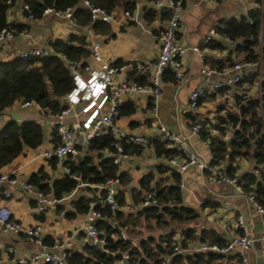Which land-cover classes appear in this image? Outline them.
Here are the masks:
<instances>
[{"label":"trees","instance_id":"obj_1","mask_svg":"<svg viewBox=\"0 0 264 264\" xmlns=\"http://www.w3.org/2000/svg\"><path fill=\"white\" fill-rule=\"evenodd\" d=\"M80 0H0V30L6 26L12 27L16 32L26 28L22 22H9V13L19 10L25 18L38 20L43 16L46 8L54 11H63L72 8V16L79 26H90L98 33H110L111 26L107 22H91L89 11L79 5ZM261 1V0H257ZM95 6L106 9L112 13L117 7L123 10L134 9L132 0H89ZM26 4L28 10H23ZM156 11L143 9L145 22H152ZM166 18L168 11L161 12ZM216 34L224 36L235 42L232 52L225 59H212L209 67L222 70L232 67L237 62H254L257 67L264 63V1L262 7L249 9L239 18L219 19L214 25ZM86 36L71 34L67 40L55 39L49 42L53 53L43 57L14 56L0 60V110L11 108L15 103L33 100L46 115L58 113L64 106L63 98L73 89V79L69 70V63L81 60L86 63L89 51L86 48ZM214 39L201 48L216 49L221 47ZM116 61L115 64H119ZM256 72L244 75L238 83L253 82ZM136 81L147 83L146 75H136ZM163 79L173 80L170 73ZM260 95L251 96L245 93L233 94L234 106L221 104L217 107L213 119H199L203 122L217 123L220 135L212 137L209 149L211 160L209 168L203 170L204 175L210 176L212 169L219 168L227 176H238L237 183L245 194H253L255 200L264 205V77L259 82ZM229 87L222 86L207 92L199 100V105L207 98L218 95L224 96ZM152 107L149 102L148 108ZM119 114L124 116L135 111L131 101L119 105ZM232 108V109H231ZM234 108V109H233ZM191 125L197 121L196 117L188 111L186 114ZM225 124V126H220ZM231 129L230 137L224 139L226 127ZM52 143L57 142L56 131L52 130ZM202 138L207 137L201 132ZM45 140L43 127L34 120L17 122L9 121L0 128V169L10 163L25 147L37 148ZM114 139L112 134L105 133L93 138L83 150V155L69 158L70 174H62L52 180L42 169L32 173L27 182L37 188L44 196L50 195L59 200L70 194L81 183L100 184L108 177H118L120 183L128 182V175L119 171L112 161ZM124 151L128 154H139L142 148L121 140ZM156 154L171 158L182 154L174 147H167V141L158 137L152 139ZM82 150V149H81ZM97 154L98 161L94 155ZM109 153L104 157V153ZM111 153V154H110ZM249 160L252 169L239 172V161ZM56 166L55 159H49ZM180 172L170 171L171 183H157L151 187L152 174H146L139 179L138 188L131 190L132 203L129 209L126 206L124 191L117 190V208L112 211L103 202L104 192L95 187L88 186L90 196L81 195L73 200V211L65 216L73 217L86 214L90 203L94 202V209L102 213L103 217L96 222L100 231L101 243L84 242L81 248L66 250L67 264H221L224 256L218 252L189 250L185 255L175 254L173 247L176 244V232L167 230L170 224H185L179 228L181 244L190 248L193 242L198 244H216L224 246L227 239L217 233L212 227L196 228L189 224L199 218V212L191 206L182 204L180 189ZM143 192V193H142ZM147 194H152L155 202L142 205ZM214 200H206L202 207H217ZM154 229H163L156 234H150ZM125 234L126 238L121 235ZM80 238H85V231L79 232ZM191 249V248H190ZM124 255L128 256L124 260ZM237 254H230L223 264H238Z\"/></svg>","mask_w":264,"mask_h":264},{"label":"crops","instance_id":"obj_2","mask_svg":"<svg viewBox=\"0 0 264 264\" xmlns=\"http://www.w3.org/2000/svg\"><path fill=\"white\" fill-rule=\"evenodd\" d=\"M132 1L134 6L136 4L138 8L142 25L131 19L121 17L124 10L121 7H117L112 11L116 19L109 22L111 26L110 33L103 34L94 32L90 26L71 25L64 18L53 13L45 14L40 19L33 20L23 17L19 10H12L9 13L8 21L25 23L26 28L18 31L12 39L0 45V60L21 56V52L36 45L49 46V42L55 39L67 40L71 34H82L87 38L89 30H92L94 37L100 42L103 58L111 63L120 61L119 64L126 65L125 70L116 78H129L136 81L134 77L138 73L133 69L132 63L154 61L156 59L160 46L159 34L167 17L163 18L161 16V12L166 9L162 11L156 10L154 0ZM263 1L183 0V16L180 23L178 41L187 48L183 56L187 80L185 83L179 84L174 79H163L161 93L153 101L145 94L124 97L120 104L131 101L135 105V111L132 114L118 117L116 125L121 130L133 134L156 135L158 126H163L173 133L184 134L188 137L192 148L202 158L205 150L202 145L205 138H202L200 134L190 133L191 125L185 115L189 111L188 95L192 89L207 85L206 77L201 73V68L209 67L211 58L225 59L232 52L235 42L215 34L212 39L222 46L216 49L202 48L204 55L201 58L191 50V46H201L202 38L208 33L210 28L214 27L219 19L239 18L251 8L262 7ZM79 5L83 6L82 0L79 1ZM145 8H151L156 11V17L152 22L144 21L143 9ZM260 65L264 67V63ZM256 69L257 67L252 70L253 73L256 72ZM225 78L226 74L220 76L212 75L209 80L214 81ZM235 93L250 95L245 84L238 85L235 88H230L224 96L218 95L216 98H207L198 105L200 108L206 105L205 109L201 110L197 107L198 109L196 108L190 112L197 120L203 118L213 119L217 109L213 108L212 103L216 104L215 107H218L216 103L218 98L230 100L231 98L233 99V94ZM257 95H260V88ZM149 102L152 104V109L151 107L148 108ZM233 106L234 103L232 104ZM75 110L78 111L79 107L76 106ZM13 115H17L18 118L14 119ZM49 119L50 115L44 114L39 106L21 108L18 102L11 108L0 112V128L12 120L17 122L34 120L42 125L45 134V140L39 147L34 149L25 147L10 163L0 169V172L12 174L18 182L13 187L12 196L8 199H0V205L8 207L13 217L24 227H31L36 224L42 226L41 234L45 245L44 250L58 251L61 249V245L66 246L67 244H69V248L79 249L86 239V237H79V232L84 231L85 214L69 217L65 216V213L73 211L71 203L73 200L78 199L83 194L91 195V192L87 189L88 186L81 183L70 194L59 200L53 199L50 195H43L45 202L48 204L45 211L39 214L34 211L39 200L37 194L39 191L32 185V190H26L23 187V183H28L29 176L41 169L52 180L62 175V169L57 165H52V162L41 154L43 150L50 148L53 144L51 141L53 129L49 124ZM66 122L69 125H74V118L67 116ZM230 132L231 129L227 126L223 138L228 139ZM166 145L171 147L168 142ZM85 148H82L77 156L83 155ZM92 154L95 161H98L97 154L95 152ZM106 154L108 156L109 153L105 152L104 157ZM118 169L125 172L129 177L128 182L120 183L119 186L125 194L126 206L123 209L127 211L132 203L131 190L138 188L139 179L142 176L146 174L153 175L151 187L159 182L171 183L170 171L174 168L170 166L168 158L157 155L153 146H150L142 149L139 154H129L128 158ZM251 169L252 164L249 160L242 159L239 161L240 174ZM180 174V184L183 185L181 188L182 204L191 206L199 212V218L189 224L196 228L212 227L226 239L234 234L232 223L237 214L244 215L252 225L253 230L258 224H263L264 226V214L256 213L253 204L245 195L237 192L235 185L227 182H217L212 175H204L203 170L194 165H189ZM206 200L217 201L219 205L214 208L202 207L201 204ZM176 231L178 230L176 229ZM197 245L200 246L197 242H193L190 246L191 250L197 248ZM8 248H12L14 252L9 254ZM41 250V247L29 241L24 232L0 233V264H15L11 259L12 257H27ZM225 260L226 258L222 260L221 264ZM249 261L250 264H264V257L258 254V250L253 245L249 251ZM33 264L44 263L38 261Z\"/></svg>","mask_w":264,"mask_h":264},{"label":"built area","instance_id":"obj_3","mask_svg":"<svg viewBox=\"0 0 264 264\" xmlns=\"http://www.w3.org/2000/svg\"><path fill=\"white\" fill-rule=\"evenodd\" d=\"M12 0H7L11 3ZM204 1V0H199ZM232 2H240L241 0H227ZM83 7L89 13L91 22L102 21L111 22L116 19L112 13L106 9L95 6L89 0H82ZM156 10L162 11L166 9L168 16L165 20L164 26L160 31L159 52L154 61H137L132 63L133 69L141 75H146L147 83H141L129 78L117 79L116 77L122 73L126 65L115 64L105 60L101 53L100 42L94 37L92 30H89L86 39V48L89 51V56L84 63L81 60L70 62L68 67L73 79V89L67 94L63 100L65 106L56 114H50L49 124L56 131L57 142L52 144L48 149L41 152L46 159H55L56 165L62 169V174H70L68 160L71 157L77 156L82 148L88 146L90 141L105 133H111L114 139L112 161L118 167L121 166L128 158L129 154L124 151L121 140L126 139L142 149L148 148L152 145V139L158 137L167 141L171 147L178 150L181 156H173L168 158L170 166L179 172H183L189 165H194L204 170L209 168V164L201 158L189 143V139L184 134L173 133L163 126L157 127L156 135L153 134H133L121 130L116 125V119L119 114V105L124 97L133 96L135 94H145L153 101L161 93V85L165 74L170 73L174 80L179 84L185 83L187 76L184 70L183 56L187 50L178 41V33L180 23L183 16V0H154ZM23 10H28L26 4L22 5ZM53 13L59 17L64 18L69 24L77 25L72 16V8H67L63 11H54L52 8H46L43 15ZM121 17L131 19L139 25H142V20L139 15L138 8L135 4L134 9L124 10ZM31 18V16H29ZM17 34L12 27H4L0 30V45L8 42ZM216 32L214 28H210L208 33L202 38L201 44H206L212 40ZM191 50L198 56L203 57L204 53L200 45L191 46ZM53 51L49 46L36 45L26 51L21 52V57H43L52 54ZM257 67L254 62H237L232 67L217 70L211 67H202L201 73L205 75L207 85L205 87H197L192 89L188 95V108L193 111L199 105V100L204 97L207 92L218 89L222 86L235 88L243 79L244 75L253 73V69ZM230 72L232 73L230 75ZM226 78L222 80L210 81L212 75H225ZM38 106L33 100L20 102L21 108ZM79 106L76 111L75 107ZM152 109V107H151ZM1 112V110H0ZM74 118V125H69L66 122V117ZM225 126V124H220ZM206 132L207 137L203 140L206 146L211 145L212 137L220 135V130L216 124L210 122H203L200 120L191 124L190 133L200 134ZM212 177L217 182H227L235 185L239 194L245 195L253 204L256 213L264 214V205L259 204L253 194H245L242 187L237 183L239 177L227 176L219 168L212 169ZM17 179L9 173L0 172V199H8L12 196L13 187L17 184ZM86 186L95 187L104 192L103 202L106 203L112 211L117 208V190L120 186L118 177H108L100 184L82 183ZM180 184V189L182 188ZM26 190H32L31 184L23 183ZM39 200L34 208L36 214L45 211L46 205L43 194L38 192ZM155 202L152 194H147L143 200L142 205H150ZM94 202L90 203V209L85 214L84 231L87 235L92 236L95 240L99 239L100 231L96 227L97 220L103 217L102 213L94 209ZM168 230L176 232V244L173 247L175 254L185 255L189 250L181 244L180 232L174 230L171 226L166 227ZM234 234L227 239L224 246L216 244H201L195 250L218 252L227 258L230 254H237L238 264H250L249 251L255 239V233L252 225L247 218L242 214H237L232 223ZM24 232L29 241L42 248L40 252H35L27 257H12L15 264H33L38 261L44 264H67L66 246L61 245L58 251H46L42 239V226L36 224L31 227H24L12 215L11 210L6 206L0 205V233ZM126 238L125 234L121 235ZM263 249H264V229L261 234ZM9 254L14 250L7 249ZM128 256L124 255V260Z\"/></svg>","mask_w":264,"mask_h":264},{"label":"rangeland","instance_id":"obj_4","mask_svg":"<svg viewBox=\"0 0 264 264\" xmlns=\"http://www.w3.org/2000/svg\"><path fill=\"white\" fill-rule=\"evenodd\" d=\"M256 78L254 79V81L253 82H244L243 84H245L246 86H247V90H248V92L250 93V95L251 96H255V95H257L258 94V92H259V82H260V80L264 77V67H263V65L261 66V65H259L258 67H257V69H256ZM218 101L216 102L217 103V105L219 106V105H221V104H225V105H227V106H230V107H232V104H233V100H234V98L232 99H230V100H225V98H218L217 99ZM212 105H213V108L215 109H217V107H215L216 106V104H214V103H212ZM79 107V106H78ZM205 107H206V105H204V106H201V108H200V106L198 107L199 109H201V110H203V109H205ZM80 108V107H79ZM197 108V109H198ZM217 113V112H216ZM227 128V127H226ZM227 132H229L228 130H227ZM203 144V143H202ZM202 146H204V148H205V150H204V152H203V159L205 160V162L206 163H209L210 162V160H211V151H210V149H209V146H206L205 144H203ZM245 165V164H244ZM192 223V222H191ZM170 226L172 227V228H174V229H177L178 231H179V228L181 227V226H185V224H170ZM159 231H162V229H154V230H152L151 232H150V234H156V233H158ZM198 246V245H197Z\"/></svg>","mask_w":264,"mask_h":264},{"label":"water","instance_id":"obj_5","mask_svg":"<svg viewBox=\"0 0 264 264\" xmlns=\"http://www.w3.org/2000/svg\"><path fill=\"white\" fill-rule=\"evenodd\" d=\"M88 61V60H87ZM13 118L14 119H17L18 116L16 115H13ZM105 157H107V154L105 155ZM263 224H258L255 228H254V233H255V239L253 241V247L255 249L258 250V254L262 255L264 257V249H263V243H262V239L260 238L261 237V234L263 232ZM85 242L87 243H96V244H99L100 241L99 240H95L92 236L90 235H87L86 236V239H85ZM51 252V251H49Z\"/></svg>","mask_w":264,"mask_h":264}]
</instances>
